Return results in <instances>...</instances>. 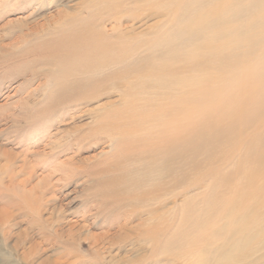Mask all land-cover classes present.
Listing matches in <instances>:
<instances>
[{"label": "rangeland", "instance_id": "1", "mask_svg": "<svg viewBox=\"0 0 264 264\" xmlns=\"http://www.w3.org/2000/svg\"><path fill=\"white\" fill-rule=\"evenodd\" d=\"M183 1L0 0V264L218 261L224 249H217L220 241L210 246L209 235L228 221L220 213L229 198L261 185L250 173L260 155L243 151L252 137L238 129L247 123L254 142L264 137V108L258 120L247 114L264 107V0L242 1L256 5L258 17L250 21L252 13L242 12L243 23L232 18L225 40L180 34ZM82 30L90 33L86 41L104 46L102 56L119 69L114 75L111 67L91 71V65L78 74L70 69L73 61L62 58L72 34ZM156 83L165 89L133 95L141 84ZM113 103L118 115L146 104L137 112L156 122L164 106L179 107V116H167L182 124L183 146L195 140L200 163L205 160L188 175L177 202L171 196L163 202L169 211L184 198L182 216L162 220L169 228L157 245L143 235L142 223L157 222L147 210L134 216L108 197L119 190L127 197L124 185L105 179L125 176L110 167L128 153H113L107 136L94 134L107 116L117 117Z\"/></svg>", "mask_w": 264, "mask_h": 264}, {"label": "bare ground", "instance_id": "2", "mask_svg": "<svg viewBox=\"0 0 264 264\" xmlns=\"http://www.w3.org/2000/svg\"><path fill=\"white\" fill-rule=\"evenodd\" d=\"M242 1L245 0H184L182 2L183 11H181L180 17L182 25L179 27L178 32L180 34L186 33L189 39L193 40H201L202 38L206 40H225V38L232 36V32L229 29V22L232 18L237 17V20L243 23L242 15L239 17L242 12L246 15L247 13L248 15L250 12L252 13V17L248 16L250 21H254L258 17L259 8L256 5L242 6ZM78 19L81 22L86 20L82 18ZM236 36H240V34ZM89 37L90 33L83 30L80 33L72 34L73 40L65 44L67 51L62 55V58L71 59L73 62L70 69L75 67L74 69L78 74H85L90 72L91 69L93 71L102 67H111L113 68L112 73L114 75L119 70L115 66L116 63L112 59L106 60L102 56L104 52L102 44L86 41ZM249 43L253 46L255 40L249 39ZM91 45L93 49H88ZM93 52L95 53L94 60L90 58V54ZM228 59L233 60L234 54L229 53ZM84 63L89 64H86L84 68L82 67ZM89 65L92 66L91 69ZM52 72L55 71L52 70ZM228 74L229 72L226 71L222 73L224 76ZM250 83L251 81H247L246 84ZM141 86H143V90L133 95L157 94L151 90L162 91L165 89V85H162V83L153 85L141 84ZM161 95L167 98L170 93L161 92ZM140 100L143 101V99ZM132 106L126 109L124 113L118 115V106L114 103L111 104L109 109L111 113L114 111L113 115H117V117L111 119L109 118L110 116H107L110 119L106 121L107 125H98L94 134L106 135L107 140L111 142V151L113 153H128L126 159H120V161L113 163L110 167L113 170L123 169L125 176L118 175L105 179V181L109 180L114 185H124L125 190H127V192L125 191L127 197L120 195L121 190L109 193L108 197L114 201L117 210L126 207L128 212L132 213V215L134 214V216L137 215L135 213H137L138 209L144 208L147 210L150 222L152 219H155L157 222L155 224L142 223L145 227L142 230L143 235L149 234L148 236H152L154 244L157 245L158 240L166 236L169 228L162 220L169 215L181 217L184 198L180 200V204L174 203V207L169 211L165 209L166 207H161L163 202L168 196L174 198V201L177 197L182 196L181 191L186 186H189L185 183V180L193 173L197 174L200 165L205 163V160H202L204 162L200 163L199 145L195 140H191L187 147L183 146L184 139L180 135L182 124L168 118L170 113L173 112L175 113V117L179 116L178 113L181 112L179 107L170 108L164 106V117L158 118V122H156V119H151L150 117L143 118L137 112L138 109H145L146 104L137 110ZM262 108L264 107H260L254 112L251 110L247 113L251 121L260 118ZM102 118L104 119V117ZM239 127V135H246L248 138L252 137L248 142H245V139L243 140V143L245 142L243 151L247 153L257 152L260 155L251 167L250 173L255 177V181H260L261 185L255 189V185L254 187L253 185L249 186L251 194H245V192L238 193L228 199L227 208L219 215L220 219L223 218L228 221L214 229L212 234L209 235L210 246L213 245V241H220L217 249H224L218 261L212 264H219L223 261L231 263L244 261L243 264H256L260 261L259 264H264V201L260 200L264 199V137L254 142L253 136L255 133L250 135L251 133L248 132V128L251 126L247 123H242ZM219 128L220 126L216 127L217 136L224 138L225 134L221 136V131L223 130ZM147 129L152 130L147 131ZM161 133L163 134L162 136L160 135ZM234 133L232 131L229 136ZM251 158L255 159L254 156ZM109 170L106 169L107 173H109ZM249 196H251L249 198L251 200H248ZM122 201L125 202L122 203ZM154 206H157V208L153 209ZM47 237L49 235L45 238L47 239ZM259 252H263V254L254 256Z\"/></svg>", "mask_w": 264, "mask_h": 264}]
</instances>
